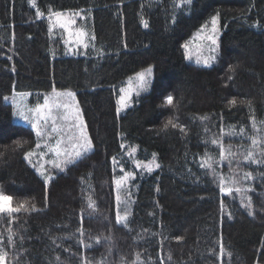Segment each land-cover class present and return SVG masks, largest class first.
I'll return each instance as SVG.
<instances>
[{"label":"trees","instance_id":"1","mask_svg":"<svg viewBox=\"0 0 264 264\" xmlns=\"http://www.w3.org/2000/svg\"><path fill=\"white\" fill-rule=\"evenodd\" d=\"M37 10H82L94 46L85 55H67ZM217 14V62H188L182 45ZM149 67V92L119 115L120 88ZM53 88L76 93L94 147L46 186L24 159L35 149V132L15 122L4 98L17 91L42 99ZM168 95L173 106L164 103ZM233 98L235 107L228 104ZM251 116L264 130V0H36L35 8L28 0H0V191L38 209L0 214L7 264H82V257L88 264H264V165L245 164L255 177L246 185L253 189L246 193L252 215L239 194L222 195L200 167L208 157L220 160L212 139L248 143ZM169 119L185 131L164 129ZM240 127L243 138L226 135ZM121 144L138 146L142 160L155 154L160 165L133 181L127 227L116 224L112 183V157L123 156ZM89 197L95 210L87 207Z\"/></svg>","mask_w":264,"mask_h":264},{"label":"snow or ice","instance_id":"2","mask_svg":"<svg viewBox=\"0 0 264 264\" xmlns=\"http://www.w3.org/2000/svg\"><path fill=\"white\" fill-rule=\"evenodd\" d=\"M28 3L32 7H36V0H28ZM44 16V13L37 10L36 17L40 18ZM75 17H80L84 19L85 17L82 15L81 11H52L49 10L48 20H49V32H52L54 28L59 27L64 31L67 36V39L64 41L65 45L68 48V52L79 51L80 48L84 50L89 49V41L95 40L94 35H90L88 31L83 27H77V20ZM141 23L143 27L148 28L149 24L147 20H142ZM218 14L214 15L211 18V31L212 35H209L207 39L211 42L213 46L217 45L216 33L218 32ZM74 46V47H73ZM182 47L187 50L188 44L185 43ZM213 53L216 52V47H212L210 49ZM99 51V50H97ZM103 55V53H99ZM217 57L215 55L209 56L201 60L198 56L196 62L203 63L205 66L210 65V63L216 60ZM153 72L152 67L147 68L145 71L137 73V79L139 81V90L146 89L148 85V80L146 77L151 76ZM231 79V77L229 78ZM139 90L136 92V95H139ZM120 95L117 100V113H119L122 109L130 106L132 102V91L131 89L120 88ZM22 96L27 95L21 94ZM76 93L71 90H57L53 88L49 95H45L43 97V103H37L35 107L29 108L27 110L23 108H18L15 113L21 119L26 122L31 123V128L35 132V136L37 138V142L35 143V150H29L24 152V159L29 163L33 164L32 157H38L39 161H44L45 156L51 154V158L47 161H44L39 164V169L45 168V163L50 164L53 168L63 171L69 165L75 164L79 161L86 153L90 152L94 145L92 138L87 133V126L83 119L80 107L78 102H76ZM5 100L8 98L5 97ZM164 103L167 106H173L175 103V98L172 95H168L164 99ZM237 100L235 98L228 101V104L231 107L237 106ZM243 103V101H241ZM251 102L249 101V104ZM55 112V114H54ZM201 120H208V116L200 117ZM252 121V128L254 130L257 129V122L254 116L250 117ZM264 125V121L260 122ZM169 126L175 129L177 127L180 128L181 132H184V126L178 125L173 122V119H169L163 126L164 129H168ZM221 133L224 134V129L221 127ZM53 134H56L55 138H53ZM226 135L228 136H240L244 137L245 128L240 127L239 132H237L234 128H231ZM47 138V142L43 145L39 143V140ZM54 139V142H52ZM251 140V146L244 150L245 154L243 155V162L250 163L253 165H264V137L252 136L249 138ZM212 145H216L219 148V157L220 161H228L229 166L232 165V159L229 157L235 158L236 153L232 150V145L226 148L222 140L212 139ZM207 143V141L205 142ZM16 146L18 148H22L23 145L20 144L19 141L16 142ZM121 148H124V145H120ZM47 149L45 152L43 149ZM136 151L135 148H132L128 153L129 156L132 155ZM225 153L228 155L226 156ZM155 159V154H153ZM239 164V161H238ZM35 166V165H33ZM112 166H113V178L112 183L115 185L116 190V216L115 221L117 225L128 226L129 215L128 207L131 203L130 200V192L128 191L129 183L135 179L136 173L132 171H126L124 165L117 159V157H112ZM137 168L143 167L145 171L151 173L153 171V162H149L147 164H141L137 162ZM155 168H159V163L154 164ZM201 168H207L210 171V174L214 178H218L220 193L222 195L231 196L233 191L236 193L242 194L241 199V207L248 209V214L252 215V198L251 196L244 195L247 192L253 191L250 187H239L236 185L240 184L241 180H254L255 177L252 171L243 172L240 176V179H234L232 177L225 178L222 173H218L217 170L213 167V162L211 157H208V160L205 163L200 165ZM119 169L121 175H116V169ZM41 175H45L44 171H41ZM264 175V173H262ZM52 179L51 175H47L45 177V185L47 186L48 182ZM226 180L228 183L232 184L235 187H226ZM125 193L122 197L121 193ZM245 200L247 203H245ZM121 206L122 209H121ZM88 209L95 210V203L89 197L87 203ZM224 201L221 200V210L224 209ZM37 207L35 204H29L28 201L20 202L19 204L14 203V197L10 194H5L3 191H0V214H6L9 218L13 217L15 213H21L22 211L27 213L31 211H37ZM83 218H81L82 224ZM11 222V221H10ZM81 236L84 235V229L81 227L78 229ZM10 235L8 236L9 243H13L11 230L9 229ZM71 238V237H69ZM182 237H176L177 241H180ZM95 242L97 244L100 243V237L95 238ZM3 243L2 238H0V244ZM55 243V241H53ZM78 244L84 248L91 247L90 244H86L83 239L78 240ZM224 255V246L221 241L220 243V258ZM231 255V253H229ZM8 253L6 251H0V264H7ZM171 257H169L170 259ZM59 260V257L56 258ZM140 257L137 254V261H139ZM82 264H88L87 258L82 257ZM136 264V262H133Z\"/></svg>","mask_w":264,"mask_h":264},{"label":"rangeland","instance_id":"3","mask_svg":"<svg viewBox=\"0 0 264 264\" xmlns=\"http://www.w3.org/2000/svg\"><path fill=\"white\" fill-rule=\"evenodd\" d=\"M75 11H81V10H75ZM75 11H72V12H75ZM82 15L85 17L84 19H81L80 17H75L76 20H77V25L76 26L85 28V30L88 31L90 33V35H93L91 30L88 28L87 16H86L85 12L82 11ZM42 17L47 19L48 24L50 23L49 20H48V15H44ZM211 27H212V25H211V20H210L207 25H205L202 28H200L192 36V38L187 42L189 47H188L187 50L184 49V51H185L186 59H187L188 62L196 64V65H199V66H203V67H212L217 62L218 57H219V53H220V37H221V34H222V29H221L219 17H218V24H217L218 32L216 33V38H217V45L216 46H213L211 44V42L207 39V37L209 35H212ZM51 35H52V38H54L56 40H60L63 43V45L65 46L66 54L69 55V56L85 55L87 53V51H88V49L84 50L83 48H80L79 51L68 52V48H67V46L64 43V41L67 39V36L64 33V31L62 29H60L59 27L54 28L53 31L51 32ZM93 41L94 40L89 41V48L94 46L93 45ZM212 47H216V49H217L216 52L213 53L210 50ZM212 55H215L217 57V59L212 61L210 63V65H208V66H205L203 63H199L198 64L196 62L198 56L201 58V60H203L204 58L212 56ZM146 69H144L142 71H145ZM152 69H153V72H152L151 76L146 77V79L148 80V85H147L146 89H144V90H139V81H138L137 75H136L137 73L132 75L131 77H129L125 81V84L121 88L131 89V91H132V102H131L129 107L122 109L118 113L119 115L124 114L127 110H129L134 105V100H135L136 97H139L140 95L149 92V90L151 88V85H152V83L154 81V67H152ZM142 71H140V72H142ZM138 90H139V95H136V92ZM25 93L27 95H25V96L21 95V94H25ZM50 93L45 94V95H49ZM45 95H43V97ZM119 95H120V93H119ZM7 98L8 99L6 100V102L9 103L10 105H12V107H13L15 122L18 123V124H21V125H25V126L31 127V123L30 122L24 121L19 116H17L15 113L17 112L18 108H23V109L27 110L29 108L35 107V105L37 103H43V98L40 99L39 94H34V93H31V92H17V91H14L11 95L7 96ZM75 99H76V102H78L77 95H76ZM118 99H119V97H118ZM78 104H79V102H78ZM79 107H80V105H79ZM80 110H81V107H80ZM81 113H82V110H81ZM54 114H55V112H54ZM82 116H83V113H82ZM83 119H84V117H83ZM84 121H85V119H84ZM87 133H88V130H87ZM88 135H89V133H88ZM254 135L257 136V137H264V130H262L260 127H257L256 130H254L252 133H250V136L246 137L248 139V143H246L244 146H237L239 144L238 142H232L229 139H227V141H225V142L223 141V143H224L226 148L229 146V144L232 145V150H233L234 153H236V157L235 158L229 157L230 159H232V165L231 166H229L227 160L220 161V160H214V159L211 158L212 162H213V167L217 170L218 173H222L225 178L232 177V178L237 179V180L240 179V176L242 175V173L246 172L245 171V164H247V163L243 162V155L245 154L244 150L251 146V140L249 138L254 136ZM55 136H56V134H53V138H55ZM46 142H47V138L39 140V143H41V145L45 144ZM52 142H54V139H53ZM123 145H124V148H123L124 154L118 160L124 165L126 171H132V172L136 173L135 179L140 174H152V173H154L155 171H157L159 169V168H155L154 167L155 163H159L158 162V158H157L156 155H155V159H154V156L152 155V157L149 160H147V161L146 160H142V159L139 158V155H138L139 154L138 146H130V145H127V144H123ZM132 148H135L136 151L134 153H132L131 156H129L128 153L131 151ZM43 150L45 152L47 151L46 148L43 149ZM91 151H93V149ZM225 155L227 156L228 154L225 153ZM50 158H51V154L45 156L44 161H47ZM32 160H33V164H31V165L32 166L35 165L33 167L36 169L37 173L40 175V177L44 181H45V177L47 175H51L52 176V179L48 182L47 185H49L51 183V181L54 179L55 174L57 172H61L60 170L53 168L48 163H45V168L44 169L38 170L39 169V164L44 162V161H39L38 157H36V156L32 157ZM238 161H239V164H238ZM137 162H140L141 164H147L149 162H153V171L151 173H148L147 171L144 170L143 167L137 168V166H136ZM41 171H44L45 175H41ZM115 174L116 175H121L122 173H120L119 169L117 168ZM215 179L218 182V178H215ZM134 180H132L129 183V185H128V191L130 192V197L129 198L131 200V203H130V205L128 207V212L130 211L131 205H132V197H133L132 183H133ZM248 181L249 180H247V181L241 180L240 184L236 185V186L246 187ZM218 184H219V182H218ZM225 186L226 187H235L232 184L228 183L227 180H226ZM115 193H116V190H115ZM233 193H236V192L233 191ZM236 194H239L242 197V194H240V193H236ZM124 195H125V193L122 192L121 196L123 197ZM244 195H246V193ZM122 207L123 206H121V209H122ZM116 209H117V207H116Z\"/></svg>","mask_w":264,"mask_h":264}]
</instances>
